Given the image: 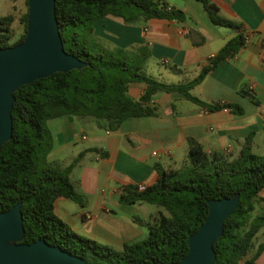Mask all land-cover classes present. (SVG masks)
I'll return each instance as SVG.
<instances>
[{"label": "trees", "instance_id": "16d2710c", "mask_svg": "<svg viewBox=\"0 0 264 264\" xmlns=\"http://www.w3.org/2000/svg\"><path fill=\"white\" fill-rule=\"evenodd\" d=\"M215 25L233 28L237 36L227 41L209 64L187 82L165 83L148 74L151 60L145 45L128 48L111 45L94 34L93 23L107 15L117 16L126 24L149 19L183 20L181 10L165 0H55L64 50L87 65L68 72H54L14 92L12 137L0 150V211L21 203L25 242L44 239L51 245L75 254L91 264H165L180 261L188 252L187 238L198 229L208 213L211 198L240 194L237 209L225 221L223 235L214 242V264H257L264 242L256 237L264 228V159L243 149L230 165L221 164L188 139L187 158L191 173L182 176L179 169L164 170L155 166L156 180L147 185H124L119 201L124 204L147 203L156 207L154 216L145 222L147 234L120 248L101 243L73 231L54 211L57 197L79 202L68 173L48 172L37 175L50 149L47 119L71 114L89 119L106 130H116L129 117L150 116L156 92H179L188 100L205 105L191 90L219 61L234 56L244 46V35L238 22L223 18L210 0H199ZM26 10L20 15L22 34L13 36V13L0 17V47L20 43L26 35ZM169 70L179 72L175 65ZM132 82L146 86L139 99L128 95ZM241 93L252 100L249 88ZM223 108L237 109L232 104ZM248 142V137L246 138ZM79 155L74 163L78 161ZM261 204V208L258 206Z\"/></svg>", "mask_w": 264, "mask_h": 264}, {"label": "crops", "instance_id": "0c3cea01", "mask_svg": "<svg viewBox=\"0 0 264 264\" xmlns=\"http://www.w3.org/2000/svg\"><path fill=\"white\" fill-rule=\"evenodd\" d=\"M165 1L181 10L184 19L153 18L126 24L120 17L107 15L93 23L94 34L122 48L147 46L151 76L161 81L159 76L172 73L173 81L167 83L187 82L238 31L212 23L199 0ZM210 1L221 17L241 25L245 42L191 90L204 104L220 107L209 110L179 92L160 91L151 97L152 115L129 117L116 130L65 113L46 120L50 142L47 159L58 160L71 147L66 157L70 162L81 156L69 172L79 202L57 197L54 203L57 216L76 233L115 248L143 238L147 234L145 222L156 209L147 203H121L122 188L153 183L157 178L155 166L178 169L181 162L188 161V139L200 143L221 164L235 162L243 149L264 159V0ZM10 2L0 0V17L11 14ZM20 9L13 23H19ZM166 64L181 71L173 72ZM145 86L143 82L130 83L128 95L139 99ZM246 87L255 100L241 93ZM223 104L237 105L241 111L225 110ZM258 239L257 243H263L264 234ZM257 264H264V249Z\"/></svg>", "mask_w": 264, "mask_h": 264}, {"label": "water", "instance_id": "95a60500", "mask_svg": "<svg viewBox=\"0 0 264 264\" xmlns=\"http://www.w3.org/2000/svg\"><path fill=\"white\" fill-rule=\"evenodd\" d=\"M26 35L18 44L0 47V150L12 137L14 92L22 85L54 72L81 69L87 64L64 50L55 0H27ZM240 194L211 198L208 213L187 238L188 252L165 264H214V242L225 221L237 209ZM21 203L0 211V264H91L44 239L25 242Z\"/></svg>", "mask_w": 264, "mask_h": 264}, {"label": "rangeland", "instance_id": "374dc122", "mask_svg": "<svg viewBox=\"0 0 264 264\" xmlns=\"http://www.w3.org/2000/svg\"><path fill=\"white\" fill-rule=\"evenodd\" d=\"M9 1H11L10 5L13 4V9L10 8V10H9L11 13L13 12L16 15V12H19L18 7H21L23 12L26 10L25 0H9ZM12 29H13V36H12L10 42L16 41L23 32L22 25L20 24V22L18 24L13 23ZM148 73L150 75H154L153 71L151 70V67H150V69H148ZM173 77H174V75H172V73L171 74L170 73H164L162 76H159L160 80L162 82H165V83L173 81ZM72 149L73 148L71 147L66 152V155L63 154L61 157L58 158V160H54L52 158V160H54L52 162H50L49 159H47L46 162H42L39 165L38 173L35 174V176L43 175L44 173H48L50 171L53 173H57V174L65 173V172L69 174L71 168L74 165V162H70V160L67 159L66 157L68 156L69 153H71ZM225 163H226L225 161H222V165ZM178 169H179V172L182 176L189 175L191 173V166H190L189 160L186 162H181L178 165ZM261 195H264V190L261 192ZM80 199H81V197H80ZM72 204H74V206H76V203H72ZM150 206L156 209L155 206H153V205H150ZM257 206L259 209V208H261L262 205L259 204ZM150 219L151 218H148L146 220V223L149 222ZM262 234H264V228L260 230V232L258 233V235L256 237V240H259L258 238L261 237Z\"/></svg>", "mask_w": 264, "mask_h": 264}, {"label": "built area", "instance_id": "2783aa9c", "mask_svg": "<svg viewBox=\"0 0 264 264\" xmlns=\"http://www.w3.org/2000/svg\"><path fill=\"white\" fill-rule=\"evenodd\" d=\"M213 56H211V58H212ZM225 110H226V108H224Z\"/></svg>", "mask_w": 264, "mask_h": 264}]
</instances>
